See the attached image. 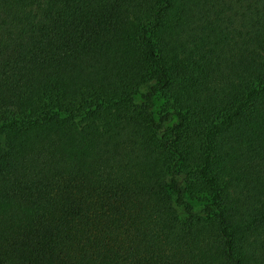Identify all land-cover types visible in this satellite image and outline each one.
<instances>
[{
    "label": "trees",
    "instance_id": "obj_1",
    "mask_svg": "<svg viewBox=\"0 0 264 264\" xmlns=\"http://www.w3.org/2000/svg\"><path fill=\"white\" fill-rule=\"evenodd\" d=\"M0 264H264V0H0Z\"/></svg>",
    "mask_w": 264,
    "mask_h": 264
}]
</instances>
